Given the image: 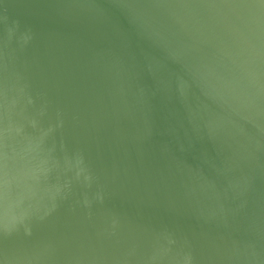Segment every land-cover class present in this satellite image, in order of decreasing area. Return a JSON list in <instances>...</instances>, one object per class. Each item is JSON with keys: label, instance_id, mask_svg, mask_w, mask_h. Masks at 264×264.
<instances>
[{"label": "water", "instance_id": "95a60500", "mask_svg": "<svg viewBox=\"0 0 264 264\" xmlns=\"http://www.w3.org/2000/svg\"><path fill=\"white\" fill-rule=\"evenodd\" d=\"M0 264H264V0H0Z\"/></svg>", "mask_w": 264, "mask_h": 264}]
</instances>
